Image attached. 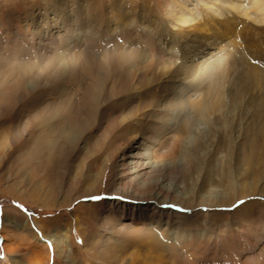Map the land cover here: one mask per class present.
Returning a JSON list of instances; mask_svg holds the SVG:
<instances>
[{"label":"rangeland","instance_id":"1","mask_svg":"<svg viewBox=\"0 0 264 264\" xmlns=\"http://www.w3.org/2000/svg\"><path fill=\"white\" fill-rule=\"evenodd\" d=\"M241 1L246 16L228 10V0H0V70L12 79L11 67L29 66L36 75L33 91L25 96L19 89L12 105H0V264H42V258L44 264H129L155 253L159 243L184 264H261L264 135H255L257 120L237 82L226 87L221 110L194 120L185 156L164 159L139 179L119 165L122 154L149 150L176 119L183 85L181 60L172 54H194L206 38L220 56L237 54L251 37L264 41V23L253 22L264 13V0L256 4L259 12L253 0ZM223 11L235 20L227 33L192 32L196 21L220 19ZM117 51H136L144 61L157 57L159 66L126 68L128 88L119 91L124 67L112 59ZM87 66L103 79L92 117L82 104L92 83ZM59 107L67 119L61 109L55 114ZM129 110L134 116L123 121ZM41 132L57 149L46 163L28 155ZM250 186L253 191H242ZM150 194L176 208L123 196ZM41 235L52 242H39ZM256 245L261 251L251 258Z\"/></svg>","mask_w":264,"mask_h":264},{"label":"bare ground","instance_id":"2","mask_svg":"<svg viewBox=\"0 0 264 264\" xmlns=\"http://www.w3.org/2000/svg\"><path fill=\"white\" fill-rule=\"evenodd\" d=\"M240 1L239 0H230V2H229V0H228V5H227L228 10H235V11H237L238 14L241 13L244 16H246V14H244L242 12V10L240 9V7H241V4H239ZM257 2H258V0H253V7H255L254 10H258V7L256 6ZM219 9H221V8H219ZM258 12H259V10H258ZM262 13H261V16L259 17L260 19L254 18L255 20L253 19L254 20L253 22H256L257 24H260V25L263 24L264 23V13H263V15H262ZM219 16H220V19H216L215 17L210 16L209 21H208L209 18L205 19L204 17H202L201 18L202 21L198 20L195 22V25L192 26V32H194V34L198 35L199 32L196 33L197 30H201V31L204 30V33H205L209 29L211 34H216V33L219 34V33H223V32L227 33L231 28H233L235 20L233 18L229 19L230 17H228V15L225 13V11L221 12V14ZM179 19L180 18H178V20ZM149 32H150L149 36L152 35V33L154 34V32H151V31H149ZM40 33L41 32L38 31V32H36V35H39ZM220 36H223V34H221ZM40 38H42V40H39L38 44L40 46H42V50H44L43 48H46L48 46L45 44L46 40H45L44 35H42ZM207 41H208L207 38L204 39V43L201 44V47L199 49H197L196 53L189 54V56H186L184 54L181 55V53H179L178 55H177V53L172 54L173 57L175 56V58H176V56H178L179 60H181L179 63V66L177 67V71L179 74V80L178 81L180 83H182V85H183L182 91L179 90L180 91V93H179L180 98H178L177 106L174 107L178 110V112L176 113V119L174 121H172V123H170V124H172L171 125L172 127L171 126L166 127V130L160 136H157V138H155V137L152 138L153 146H150L149 150L146 149L141 154L140 153H131L130 156H126L125 154L121 155V158H120L121 163H119V165L121 166L120 169L121 170H124V169L129 170L133 174L136 172V175L134 174L135 179H139L141 176L143 177L146 173H148V171L151 170V168H154L155 165H158V164L162 165V163L164 165L165 163H167L164 161V159H168L172 163V162H174V160L177 156H181V155L185 156L186 151L183 149L182 145L185 142V140L187 139V137H189V134L191 133V125L194 123V120H198L199 118L204 117L205 114L210 115V114L218 111L221 108L222 99H223V95H224V92L226 90V87H228L229 84H232L233 81L237 82V84H238L237 87H238L239 93L245 94V97L247 100L246 102L249 104V108H250V106L252 108V112L250 113V116L253 119L257 120L258 125H257V129L255 131V135H257L258 132L262 136L264 135V126H263L264 122H263V125L259 124V120L264 121V41L263 40L259 41L258 39H256L255 36L253 38L251 37V38L247 39V41H245V40L243 41L244 44L242 46H239V48L237 50V54H236V52L228 51V53L225 56H220V52L218 51V47L216 46V44H213L210 41L208 43ZM112 59L115 60L116 65L118 64L117 66H121V69H123V67H124V71L122 72V70H120V72L118 73V74L122 73V77L119 81V88H120L119 91L126 90L128 88V86L126 84V81H128L126 68L128 69L130 66H131V68L136 67V69L138 68L136 70V72H139V71L141 72V70H143L141 67H144V70H146V69L150 70L152 68L155 69L159 66V61H158L157 57L156 58H150L149 57V59L144 61V57H142V55L136 51L135 52H123V51L119 52V51H117L114 54V57ZM51 62H53V60ZM51 62L47 61L45 63L46 68H44V73H46L47 71H50L48 69V66L51 64ZM102 65L100 62H98L97 65H95L96 69L101 68ZM28 67H21V66L11 67L13 69H10L9 72L13 73V75H11V76H13L12 79L5 77L6 74L4 73V71L0 70V105L3 103H8L9 105H12L13 101H15L18 98L17 93L19 92L18 91L19 89H23L26 91L25 96L27 95L26 93H30L31 91H33L34 87H31L33 85L30 82L31 81L30 78L32 77L30 71L33 68L28 69ZM89 67H88L87 71H89L90 81L92 83H91V86L89 85L88 88H86V90H84V96H83L84 99L82 101V104L87 106L86 110L88 113L87 112L86 113L89 114L87 117H92L94 114V109L98 108V104H99L98 98L100 95L99 93L101 92L100 89L103 85V79H101V77H98V75H100V73L98 75H97V73L95 74L93 69L92 68L90 69ZM175 68H176V66H175ZM175 68H174V70H175ZM58 71H59V69H58ZM128 73H129V71H128ZM105 74H107V73H105ZM136 74H134L133 76H135ZM51 77H53V76H51ZM104 78H105V76H104ZM31 79H33V83H34V81L36 80V75H34L33 78H31ZM75 79H76V77H75ZM28 83H30V84H28ZM5 87H7L6 91H5ZM135 88L136 87H134V89ZM18 96L20 97V95H18ZM62 107L55 109V114H57L59 112V109L62 110ZM50 108H51V106H50ZM51 109H53V106ZM57 110H58V112H57ZM134 110L137 111V110H139V108H136ZM41 111L38 110V114L41 113V115H42L43 111L42 112ZM63 111H67V109L62 110V112H61L62 114H63ZM75 112H77V111H75ZM132 112H133V110H129L126 114H122L121 118L124 119L123 121H125V119L130 118L131 115L134 116V113H132ZM66 113H67L66 115H65V113L63 115H61V118H62V116H65V118L63 120L67 119L68 118L67 116H69L68 115L69 113L68 112H66ZM77 124H78V122H77ZM48 135H50V134L46 133V132L39 133L38 136H36V139H34V141L31 143L28 155H31L32 157L36 156L35 158L38 157L39 161L44 162V163H46L45 161L51 159L50 152L54 148H55L54 151L57 152V149H56V144H54L53 139L49 140L51 138H48ZM53 144H54V146H53ZM135 147L139 148L140 145H138V146L136 145ZM125 156L130 158V160L125 161ZM139 156L143 157L144 160L139 161L137 159V158H139ZM49 175L47 176V179L50 178ZM139 184H140V186H139ZM139 184H138V187H140L142 189H145L147 187L145 185L146 183L142 184L140 182ZM242 191H245V193H247V192H250L253 190H252V187L250 186L247 190L243 189ZM123 196H125L126 198H131L132 200L153 201L155 206H157L158 208H162L165 206H167L168 208L169 207L170 208H176L175 202L173 200H166L163 198L159 199V197L156 198L157 196L152 195V194H150L148 197H142V198H136L134 196H126V195H123ZM219 202L222 203V201H219ZM11 222H13V221H11ZM157 223H158V221H156V224ZM42 240L48 241L49 243L52 242L51 236L41 235V237H40V239H38V241L43 242ZM157 240L158 239H155L156 243L158 242ZM152 247H153V245H152ZM155 247H156L155 251L157 253L156 252L154 253V251L152 250L151 253L146 258H144L143 260L132 258L131 261L129 262V264H133L134 262H136L137 264H184L183 262L186 261V260H183L179 255H177L174 249H171L166 245L159 243ZM248 249H250V248H248ZM38 251L44 257L47 256V253L43 252V248L40 247V249H38ZM120 251H121V249H120ZM260 251H261V248L258 245H256L253 249H251V252H250L251 255L250 254L249 255L251 258L256 257ZM185 253H187V252H185ZM36 255L39 256V254H37V253H36ZM167 255H168V257H167ZM68 256H66L67 260L70 261L68 259ZM191 257H190V259H191ZM42 259H43V261L41 263L42 264L46 263L47 259L46 260H45V258H42ZM32 261L30 264H33ZM204 263L205 262H203L201 264H204ZM246 263H248V261H246ZM260 263L264 264V257ZM207 264H215V262L207 263ZM252 264H254V262H252Z\"/></svg>","mask_w":264,"mask_h":264}]
</instances>
